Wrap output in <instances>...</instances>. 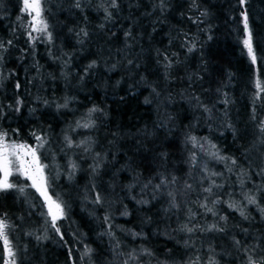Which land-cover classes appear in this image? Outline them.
Returning <instances> with one entry per match:
<instances>
[{
    "label": "trees",
    "instance_id": "16d2710c",
    "mask_svg": "<svg viewBox=\"0 0 264 264\" xmlns=\"http://www.w3.org/2000/svg\"><path fill=\"white\" fill-rule=\"evenodd\" d=\"M79 3L40 0L35 32L24 0H0V134L35 149L62 210L11 175L15 264L264 256V0Z\"/></svg>",
    "mask_w": 264,
    "mask_h": 264
},
{
    "label": "snow or ice",
    "instance_id": "6c2138e0",
    "mask_svg": "<svg viewBox=\"0 0 264 264\" xmlns=\"http://www.w3.org/2000/svg\"><path fill=\"white\" fill-rule=\"evenodd\" d=\"M112 6L116 7V0H111ZM75 6L77 8L80 7L79 0H76ZM24 11L35 13L33 16V24H39V28H35V31H47V24L41 19L42 9L40 0H24ZM109 13V17H110ZM247 27V25H245ZM87 35V33H84ZM31 35V34H29ZM51 38V34H49V39ZM10 43V42H9ZM246 46H248L249 54L252 57L253 62L255 61V55L252 53L250 40H245ZM95 63V62H93ZM91 66V65H90ZM257 88H261L259 81L257 82ZM264 90V89H262ZM91 111H96V109H91ZM84 127H89V124H84ZM262 131H264V125H262ZM5 134H0V173H2V177H0V189H8L15 187L14 184L8 182V177L12 175L13 169L15 168L16 172L21 173L22 175L27 176L28 178L33 180V186L37 187V190L41 192V195L45 197V199L49 202V213L52 215L53 222L57 218V214L60 213L61 207L55 201H52L50 197L47 196L46 189L43 187V176H42V166L39 164V158L36 156V152L34 149L28 148L26 145H17V144H9L5 142ZM39 139V138H37ZM67 139V137H66ZM193 140L195 138H192ZM83 143V142H82ZM69 145H71V141L69 140ZM31 156L32 159L30 161L25 160V156ZM33 166H35V170L33 171ZM40 173V183H37L36 174ZM23 191V189H20ZM206 191L211 192V189H206ZM249 203H255L254 198H249ZM234 207V205H232ZM55 209V211L53 210ZM211 211V209H209ZM243 215V213H241ZM223 219V217H222ZM7 225L3 220H0V238L3 239L5 247L8 250V255L10 257H14V254L11 251V247L8 242L7 234H6ZM189 232L193 231V229H188ZM11 264H15V260L12 259ZM248 264H264V256L259 259H253L251 256L248 258Z\"/></svg>",
    "mask_w": 264,
    "mask_h": 264
},
{
    "label": "rangeland",
    "instance_id": "374dc122",
    "mask_svg": "<svg viewBox=\"0 0 264 264\" xmlns=\"http://www.w3.org/2000/svg\"><path fill=\"white\" fill-rule=\"evenodd\" d=\"M23 6H24V5H23ZM27 13L30 15V18H31L32 29L34 30V27H35V28H39V27H40L39 24H35V25L33 24V16L35 15V13H34V12H32L31 14H30V12H27ZM34 31H35V30H34ZM35 32H36V31H35ZM245 40H249L247 30H246ZM245 40H244V44H245ZM245 47H246V49H247V51H248V53H249L248 46H246V44H245ZM17 145H19V144H17ZM28 148L33 149V148H31V147H28ZM34 150H35V149H34ZM35 152H36V151H35ZM36 156H37V154H36ZM37 157H38V156H37ZM24 159L30 161V160L32 159V157L29 155V156H25ZM39 164H40V162H39ZM40 165H41V164H40ZM34 170H35V166H33V171H34ZM14 173H19V172H16V171H15V168H14V169H13V172H12V175H13ZM19 174H20L21 176L25 177V178L29 181V183L32 185V187H33V188H34V189H35V190L41 195V192L37 190V187H34V186H33V180H32V179L28 178V177L25 176V175H22L21 173H19ZM2 175H3V174L0 173V177H2ZM36 176H37V183H40V182H41V181H40V173H37ZM42 176H43V187H44V189H46L45 176H44V173H43V168H42ZM10 177H11V175L8 177V182H9ZM46 192H47V189H46ZM47 196L50 197V196L48 195V193H47ZM41 197H42L43 200H44V203H45V206H46V208H47V211H48L49 217H50V219L53 221L52 215L49 213V202L45 199V197H44L43 195H41ZM50 198H51V197H50ZM51 200L54 201L52 198H51ZM53 210L55 211V209H53ZM60 215H61V212L57 214V218H56V219H58V218L60 217ZM5 255H6V264H11L12 257H10V256L8 255V250H7L6 247H5Z\"/></svg>",
    "mask_w": 264,
    "mask_h": 264
}]
</instances>
